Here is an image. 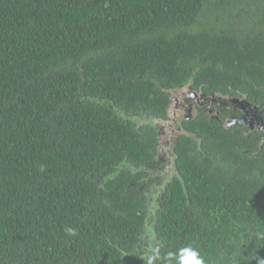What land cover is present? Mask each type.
Segmentation results:
<instances>
[{
    "label": "trees",
    "instance_id": "1",
    "mask_svg": "<svg viewBox=\"0 0 264 264\" xmlns=\"http://www.w3.org/2000/svg\"><path fill=\"white\" fill-rule=\"evenodd\" d=\"M190 81L264 105V0H0V264H264L245 138L189 128L148 196Z\"/></svg>",
    "mask_w": 264,
    "mask_h": 264
},
{
    "label": "flooded vegetation",
    "instance_id": "2",
    "mask_svg": "<svg viewBox=\"0 0 264 264\" xmlns=\"http://www.w3.org/2000/svg\"><path fill=\"white\" fill-rule=\"evenodd\" d=\"M184 85L189 86L188 91H191L189 94L186 92L179 96L174 117L167 114V116L160 118L164 121L173 120L172 123L170 125L164 124L163 128L160 129L155 122L158 118L151 119L156 127L157 135L165 131L169 135L177 130L178 140L183 136L190 137L195 132L189 128H195L204 121V126L208 122L207 127L213 128L214 135L224 132L230 140L235 137H243L247 140L244 145V153L251 157H264V105L251 101V98L259 96V94L234 92L232 89L210 91L205 83L197 84L195 81H190ZM199 140L201 141V138ZM167 142L170 144L169 141ZM175 160L174 158L173 161L167 152L165 154L160 153L157 154L155 165L148 169L155 178L154 182L149 183V189H147L152 202L164 189L167 181L174 176Z\"/></svg>",
    "mask_w": 264,
    "mask_h": 264
},
{
    "label": "water",
    "instance_id": "3",
    "mask_svg": "<svg viewBox=\"0 0 264 264\" xmlns=\"http://www.w3.org/2000/svg\"><path fill=\"white\" fill-rule=\"evenodd\" d=\"M188 90H189V86H183L177 90H172L170 92V101L171 102H170L169 107H168V116L174 117L175 110H176L177 104H178L177 100H178L179 96L182 94H185L186 92H188L186 94H189L191 90L190 91H188ZM192 93H194V91H192ZM171 121H173V120L164 121L163 119H157L156 124H157V127L162 129L163 128L162 126L164 124L170 125L172 123ZM178 136H179V134H178L177 130L175 131V133L169 134V135H168V132H166V131L164 133H160L158 135V137H159L158 153L159 154L162 153V151L166 148L168 156H171L172 160L174 161V154H173L172 148L177 144ZM166 140L169 141L170 144ZM165 142H167V143H165Z\"/></svg>",
    "mask_w": 264,
    "mask_h": 264
},
{
    "label": "rangeland",
    "instance_id": "4",
    "mask_svg": "<svg viewBox=\"0 0 264 264\" xmlns=\"http://www.w3.org/2000/svg\"><path fill=\"white\" fill-rule=\"evenodd\" d=\"M138 121H140V122H141L142 120H141V119H138ZM145 121H148V122H150V120H145ZM155 122H156V121H155ZM166 152H167V150H165V151H162V153H163V154H165Z\"/></svg>",
    "mask_w": 264,
    "mask_h": 264
}]
</instances>
